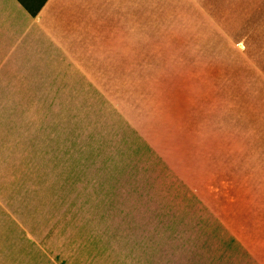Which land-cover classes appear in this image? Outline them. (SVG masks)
<instances>
[{
	"label": "rangeland",
	"instance_id": "obj_1",
	"mask_svg": "<svg viewBox=\"0 0 264 264\" xmlns=\"http://www.w3.org/2000/svg\"><path fill=\"white\" fill-rule=\"evenodd\" d=\"M110 1L0 116V264H264V0Z\"/></svg>",
	"mask_w": 264,
	"mask_h": 264
},
{
	"label": "crops",
	"instance_id": "obj_2",
	"mask_svg": "<svg viewBox=\"0 0 264 264\" xmlns=\"http://www.w3.org/2000/svg\"><path fill=\"white\" fill-rule=\"evenodd\" d=\"M108 2L47 0L33 14L21 0H0L1 117L24 114L14 111L15 101L24 108L47 98L46 85L75 82L78 52L94 50L93 23L102 17L95 14Z\"/></svg>",
	"mask_w": 264,
	"mask_h": 264
},
{
	"label": "trees",
	"instance_id": "obj_3",
	"mask_svg": "<svg viewBox=\"0 0 264 264\" xmlns=\"http://www.w3.org/2000/svg\"><path fill=\"white\" fill-rule=\"evenodd\" d=\"M23 2V4L27 7V9L35 14L37 13L40 8L43 6V4L47 1V0H21ZM225 30L229 33V35H231L233 38L235 39H239L242 41V43L244 44L245 46V50L247 51V53L250 55L251 53V45H252V42L251 41H248V40H245V39H241V38H238V36H235L233 34V31H231L228 27H225ZM253 57V55H252ZM263 68V71H264V67Z\"/></svg>",
	"mask_w": 264,
	"mask_h": 264
}]
</instances>
